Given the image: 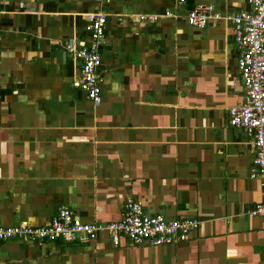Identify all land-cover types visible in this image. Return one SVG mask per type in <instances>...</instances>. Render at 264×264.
<instances>
[{"label": "crops", "instance_id": "crops-1", "mask_svg": "<svg viewBox=\"0 0 264 264\" xmlns=\"http://www.w3.org/2000/svg\"><path fill=\"white\" fill-rule=\"evenodd\" d=\"M208 5L203 27L186 13ZM249 0H0V227L144 212L196 219L176 243L0 241V264H264V198L251 135L228 123L244 99L233 25ZM106 13L100 100L76 85L66 45ZM169 12V14H166Z\"/></svg>", "mask_w": 264, "mask_h": 264}, {"label": "built area", "instance_id": "built-area-1", "mask_svg": "<svg viewBox=\"0 0 264 264\" xmlns=\"http://www.w3.org/2000/svg\"><path fill=\"white\" fill-rule=\"evenodd\" d=\"M249 4V10H239L227 16L233 25L236 64L244 89L243 101L228 108V123L251 135L255 149L253 163L264 192V0H249ZM210 11L208 5H196L187 11L186 20L191 26L203 27L213 17ZM105 23V12L98 11L90 15L85 27L90 41L78 46L73 43L66 45L67 53L80 62L76 85L85 91L93 103L100 100L98 71ZM250 213L264 215V198ZM197 226L196 219L167 218L161 213H146L137 200L127 199L122 217L115 221L85 222L68 207L62 206L47 225L0 227V241L21 238L30 241L85 243L95 239L101 231H106L115 245L120 236L126 237L134 245H159L185 240L188 233Z\"/></svg>", "mask_w": 264, "mask_h": 264}]
</instances>
